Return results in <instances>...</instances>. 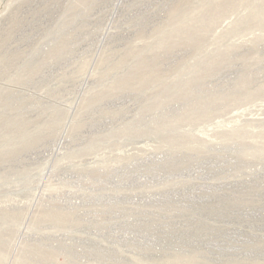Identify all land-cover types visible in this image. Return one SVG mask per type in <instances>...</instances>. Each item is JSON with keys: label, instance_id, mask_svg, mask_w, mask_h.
<instances>
[{"label": "rangeland", "instance_id": "obj_1", "mask_svg": "<svg viewBox=\"0 0 264 264\" xmlns=\"http://www.w3.org/2000/svg\"><path fill=\"white\" fill-rule=\"evenodd\" d=\"M0 264H264V0H0Z\"/></svg>", "mask_w": 264, "mask_h": 264}]
</instances>
